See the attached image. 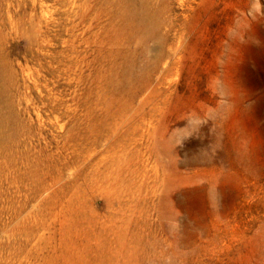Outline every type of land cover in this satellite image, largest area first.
<instances>
[{
  "label": "rangeland",
  "instance_id": "374dc122",
  "mask_svg": "<svg viewBox=\"0 0 264 264\" xmlns=\"http://www.w3.org/2000/svg\"><path fill=\"white\" fill-rule=\"evenodd\" d=\"M0 264H264V0H0Z\"/></svg>",
  "mask_w": 264,
  "mask_h": 264
},
{
  "label": "bare ground",
  "instance_id": "6f19581e",
  "mask_svg": "<svg viewBox=\"0 0 264 264\" xmlns=\"http://www.w3.org/2000/svg\"><path fill=\"white\" fill-rule=\"evenodd\" d=\"M7 37V36H6ZM156 51V50H155ZM2 79H3V77H2ZM10 151V150H9Z\"/></svg>",
  "mask_w": 264,
  "mask_h": 264
}]
</instances>
